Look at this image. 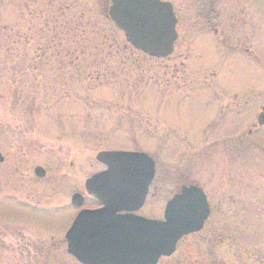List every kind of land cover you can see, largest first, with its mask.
I'll use <instances>...</instances> for the list:
<instances>
[{
  "label": "rangeland",
  "instance_id": "obj_1",
  "mask_svg": "<svg viewBox=\"0 0 264 264\" xmlns=\"http://www.w3.org/2000/svg\"><path fill=\"white\" fill-rule=\"evenodd\" d=\"M104 1L0 0V151L30 159L21 164L29 180L19 183L0 167V195L25 190L36 205L4 200L0 228L18 221L59 235L74 191L85 194L86 180L104 169L99 152H143L157 164V191L152 187L140 215L163 218L175 187L191 179L204 188L213 215L190 238L216 237L218 220L229 239L222 264H264V135L256 125L264 105V0H174L182 39L164 59L129 45L106 18ZM22 128L34 129L38 147L23 149L20 139L10 148ZM223 139L248 148L216 147ZM58 155L76 161H48ZM37 165L48 170L45 179L32 176ZM221 190L233 196L222 206ZM3 233L0 264H38L16 256V239ZM60 253L57 264H76L65 246Z\"/></svg>",
  "mask_w": 264,
  "mask_h": 264
},
{
  "label": "water",
  "instance_id": "obj_2",
  "mask_svg": "<svg viewBox=\"0 0 264 264\" xmlns=\"http://www.w3.org/2000/svg\"><path fill=\"white\" fill-rule=\"evenodd\" d=\"M109 18L136 49L155 58H167L178 40L171 3L160 0H112ZM264 127V110L258 117ZM4 157L0 153V163ZM97 160L107 169L86 182V191L103 205L79 213L66 234L68 253L83 264H156L176 251L178 242L200 232L210 217V206L198 186H184L165 209L164 220L133 214L145 205L156 174L155 161L146 153L103 151ZM42 177L44 170L38 168ZM84 197L75 194L74 206Z\"/></svg>",
  "mask_w": 264,
  "mask_h": 264
},
{
  "label": "flooded vegetation",
  "instance_id": "obj_3",
  "mask_svg": "<svg viewBox=\"0 0 264 264\" xmlns=\"http://www.w3.org/2000/svg\"><path fill=\"white\" fill-rule=\"evenodd\" d=\"M161 1L162 2H169L174 6V4H173L174 0H161ZM104 2L108 7L106 18L108 19V21L110 23H112V21L110 20V18L108 16V13H109V8L113 5V2H112V0H105ZM207 21L209 23H211L210 19ZM178 25H179V19H178ZM209 25L211 26V24H209ZM215 31L216 30L214 29L213 32H215ZM217 33H218V31H216V34ZM181 39H182V37L178 31V41H177L176 46H175V51H176V47L180 43ZM236 48H239V46H236ZM175 51H174V53H175ZM249 53H251L250 50L247 51V55ZM252 57L254 58V61L258 62V58L256 56H254V54ZM263 108H264V105H261L260 110H262ZM30 129L28 131H25L26 129L22 128L21 131H19V133H15L18 135L15 137L13 136L11 138V145H10L11 147L10 148L15 149V144L20 139L23 141V143L25 145L23 147V149H30L31 150L33 147H38L39 146V144L37 143L38 138H36V136L32 135L33 133H35L33 131L34 129L33 130L32 129L30 130ZM257 130L259 133L264 135V130L262 128L258 127ZM253 132H254V130L251 128L248 131V134L252 135ZM0 134H1V131H0ZM232 139H234V138H232ZM214 144L216 145V147H218V146L226 147V149L224 148L225 150H228V149L234 150L239 145H242L240 147H242L244 149L248 148L247 142L246 143H244L243 141L240 142V141H238V139L237 140H231V141H227L225 139L218 140ZM254 145L257 146L254 143H250V149H254ZM60 150H62V147H60ZM0 152L4 157L3 162L0 163V167L5 165L6 168H4L5 169L4 172L7 173V175H10L9 177H10V181H12V184H14L15 178L17 179L16 183H19L20 181H23L24 179L29 180L30 176L27 177L26 169L21 166V164L23 162H25L26 160L30 161V159L27 158L26 154L19 156V157H16V158H12V157H10L11 153H8L9 154V156H8V154H4L2 151H0ZM24 153H26V152H24ZM95 160L98 161L97 159H95ZM48 161H59V165L61 166L62 164L60 163V161H76V160L69 158V157H64V156L58 155V156H54V157L49 158ZM59 165H58V167L60 168ZM73 165H74V163L70 164L71 167ZM228 165L231 167H230V169L227 170L226 175L231 176L229 178L232 179L233 174H234L233 162L229 163ZM38 168H42L44 170V175L42 177L38 176L36 173ZM105 169H106V167L104 166V169L101 170L100 172L104 171ZM156 170H157V164H156ZM4 172H3V174H4ZM57 172H58V175L62 174L59 171H57ZM47 174H48V170H46L42 165H37L32 170V176L35 177L36 179H45L47 177ZM70 176H71L72 181H73V178H76L75 176H72V175H70ZM156 176H157V171H156L155 179H154L152 185L150 186L149 195L151 193L152 187H155V191H157L156 186H155ZM168 176L172 179V181H174L175 176H177L175 174V168L174 167H171L170 170H168ZM180 176H181V178L182 177L185 178V177H188V174L184 173V174H180ZM222 180L224 181V179H222ZM181 182H183V183H181L175 187V191L173 193V196H175V194L180 193L182 190V187H184V186L189 187L191 185H198L199 187L203 188L200 184L193 183L194 181H191V179H184ZM26 184H29V183L26 182ZM203 190H204V188H203ZM28 191H30V190H28ZM204 192H205V190H204ZM219 192H220L219 198H221V199H219L218 203L221 206L223 204L222 198L224 199V198H228V197L229 198L233 197L232 195L229 194V192H230L229 190H224V191L221 190ZM25 193H26L25 190H23L21 193H18V191H15V190H11L8 193L0 195V204H4V200H7V201L11 200V201L17 202L19 205L20 204H23L25 206L33 205L36 207L35 203H33L32 201L27 202V200L24 198V196H26ZM78 193L82 194L84 196V199H85L84 204L80 207L74 206L72 204L73 195L78 194ZM205 194L207 196L206 192H205ZM149 195H148V197H149ZM72 197L70 199V206H69V208H70L69 209L70 210L69 211L70 222L67 225V227L60 230L59 235H56V233L51 231V230L39 229V228L34 227V226L26 225L23 222H18V221L12 222V221L8 220L9 222L7 224H9L8 225L9 227H7V229L0 228V237H3V235H4L3 232H5V230H6V232L12 236L11 242H12V239H16V244L18 245V248L15 247V245H16L15 244L14 246L11 247V249H14L16 251L15 255L18 256L24 262L33 260L35 262H38V264H57V262L61 261L60 258L63 255L60 252H62V247L65 246V252H66L67 256L71 257V259H73V261H75L76 264H83L78 259H76L74 256H72L68 253V242H67L66 234L70 230L72 225L74 224L79 213H81L84 210H88V211L99 210V209L103 208V205L100 203V201H98V199H96L93 196L88 195L86 193V189H85V194L79 192L78 189H76V191H74V193L72 194ZM207 198H208V196H207ZM147 200H148V198H147ZM208 202H209V199H208ZM145 205H144V207H145ZM209 205H210L211 215H210V218L207 220V222L204 226V229L199 233H194V234H191V235L181 239L180 242L177 244L176 251L170 256L161 257L156 264H222V257L224 255H228L227 253H224L223 250L226 248V245H227L226 241H229V239L224 238L222 235L221 228H226L223 226V223L221 224L220 222H218V220H217V222H214L215 226H216L214 228L217 231L216 237H208V238H204V239H193L192 237L190 238V236H192V235H197V234L203 233L205 231V227L207 226L208 222L210 221V219L213 215V209H212V205L210 204V202H209ZM144 207L142 209H140L139 211L134 212V213L123 211V212H119L118 214L119 215L133 214L135 216H141V217L148 218L146 216H142L139 214V212L141 210H143ZM219 208H221V207H219ZM163 218H164V215H163ZM163 218H158V219L161 220ZM218 218H219V220H223V221L227 220V218H223V216H218ZM148 219H155V218H148ZM214 223H213V225H214ZM4 224L6 225V223H4ZM4 224H2V225H4ZM219 230H220V232H219ZM30 231H31V234H30ZM39 231L42 232L43 234L45 233V234L49 235L51 237V239H50L51 243L47 242V241L40 240L39 237H41V236H40ZM29 236H31V239L33 237V240L28 239L27 237H29ZM52 239L55 242H53ZM0 241L2 242L3 239L0 238ZM197 244L200 245L202 248L205 246H208V247H210V249L214 248L215 250L212 251L209 249V251L207 253H205V252L204 253H194V251H193L194 248H192L191 246H195ZM48 245H51V246H48ZM181 246L185 247V250L182 253L180 251ZM229 246H230L229 249L231 251L232 243Z\"/></svg>",
  "mask_w": 264,
  "mask_h": 264
}]
</instances>
